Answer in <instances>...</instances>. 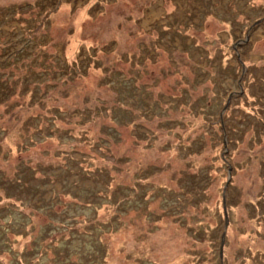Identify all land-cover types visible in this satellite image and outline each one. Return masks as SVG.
I'll return each mask as SVG.
<instances>
[{
    "label": "rangeland",
    "instance_id": "rangeland-1",
    "mask_svg": "<svg viewBox=\"0 0 264 264\" xmlns=\"http://www.w3.org/2000/svg\"><path fill=\"white\" fill-rule=\"evenodd\" d=\"M0 264H264V0H0Z\"/></svg>",
    "mask_w": 264,
    "mask_h": 264
},
{
    "label": "water",
    "instance_id": "water-1",
    "mask_svg": "<svg viewBox=\"0 0 264 264\" xmlns=\"http://www.w3.org/2000/svg\"><path fill=\"white\" fill-rule=\"evenodd\" d=\"M227 183V182H226ZM222 208H223V214H224V227L226 225V211H225V207H224V197L222 196ZM224 235V229L223 232L221 234V241H220V246H219V258L221 259V247H222V239Z\"/></svg>",
    "mask_w": 264,
    "mask_h": 264
},
{
    "label": "trees",
    "instance_id": "trees-1",
    "mask_svg": "<svg viewBox=\"0 0 264 264\" xmlns=\"http://www.w3.org/2000/svg\"><path fill=\"white\" fill-rule=\"evenodd\" d=\"M51 14H52V13H51ZM51 14H50V15H51ZM50 15H49V17H50ZM49 17H48V18H49ZM81 43L85 44L86 41L83 42V41H80L79 39H73V41H72V44H74V45H75V44H79V45H81Z\"/></svg>",
    "mask_w": 264,
    "mask_h": 264
}]
</instances>
